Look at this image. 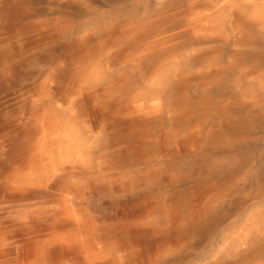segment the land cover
<instances>
[{"label":"bare ground","instance_id":"6f19581e","mask_svg":"<svg viewBox=\"0 0 264 264\" xmlns=\"http://www.w3.org/2000/svg\"><path fill=\"white\" fill-rule=\"evenodd\" d=\"M0 0V264H264V0Z\"/></svg>","mask_w":264,"mask_h":264},{"label":"rangeland","instance_id":"374dc122","mask_svg":"<svg viewBox=\"0 0 264 264\" xmlns=\"http://www.w3.org/2000/svg\"><path fill=\"white\" fill-rule=\"evenodd\" d=\"M145 3H151V0H143V2H142V5H144Z\"/></svg>","mask_w":264,"mask_h":264}]
</instances>
